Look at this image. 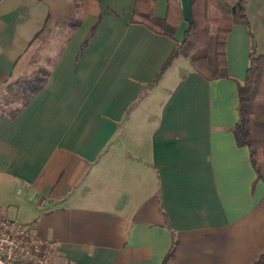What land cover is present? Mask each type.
<instances>
[{
    "label": "crops",
    "instance_id": "0c3cea01",
    "mask_svg": "<svg viewBox=\"0 0 264 264\" xmlns=\"http://www.w3.org/2000/svg\"><path fill=\"white\" fill-rule=\"evenodd\" d=\"M133 5L0 0V86L48 73L0 118V207L22 209L11 218L52 243L48 264H254L264 181L236 141L238 83L207 80L180 55L148 88L186 27L156 34L131 22ZM165 10L156 0L155 15ZM246 14L254 42L242 24L227 40L239 80L252 46L264 54V0Z\"/></svg>",
    "mask_w": 264,
    "mask_h": 264
},
{
    "label": "trees",
    "instance_id": "16d2710c",
    "mask_svg": "<svg viewBox=\"0 0 264 264\" xmlns=\"http://www.w3.org/2000/svg\"><path fill=\"white\" fill-rule=\"evenodd\" d=\"M247 3L248 0H239L234 5H230L228 0H193L192 18L187 21L182 40L175 45L147 87L155 86L180 55L189 59L193 69L207 80L229 78L237 81L239 120L234 130L236 141L238 145L249 148L257 179L264 181V54L257 53L252 46L243 80L230 74L227 61V40L234 25L247 26L254 42L246 14ZM155 5L156 0H134L131 22L142 24L156 34L175 38L184 18L180 0H166L163 17L155 15ZM93 30L86 37L82 48L88 44ZM47 74L44 70H38L30 76L0 86V99H4L0 100V118L5 115L15 117L43 88ZM164 215L166 224L172 230L166 212ZM172 233L173 245L166 259L173 255L178 244L176 233ZM254 264H264V252Z\"/></svg>",
    "mask_w": 264,
    "mask_h": 264
},
{
    "label": "built area",
    "instance_id": "2783aa9c",
    "mask_svg": "<svg viewBox=\"0 0 264 264\" xmlns=\"http://www.w3.org/2000/svg\"><path fill=\"white\" fill-rule=\"evenodd\" d=\"M7 212L0 207V264H48L54 253L52 243Z\"/></svg>",
    "mask_w": 264,
    "mask_h": 264
},
{
    "label": "water",
    "instance_id": "95a60500",
    "mask_svg": "<svg viewBox=\"0 0 264 264\" xmlns=\"http://www.w3.org/2000/svg\"><path fill=\"white\" fill-rule=\"evenodd\" d=\"M192 1L193 0H181L184 18L190 21L192 18Z\"/></svg>",
    "mask_w": 264,
    "mask_h": 264
},
{
    "label": "rangeland",
    "instance_id": "374dc122",
    "mask_svg": "<svg viewBox=\"0 0 264 264\" xmlns=\"http://www.w3.org/2000/svg\"><path fill=\"white\" fill-rule=\"evenodd\" d=\"M184 23L182 25V29H184L185 27H187V20L184 18ZM183 60H184V57H183ZM179 66V63L177 65V67ZM143 94L145 93V88H143ZM1 100V99H0ZM1 101H4V99H2ZM19 212V213H18ZM18 214L19 216L22 215L24 213V211H22V209H18L17 207H14V206H11L10 209H9V213L7 212L8 214V217L11 218V216H14V214Z\"/></svg>",
    "mask_w": 264,
    "mask_h": 264
}]
</instances>
